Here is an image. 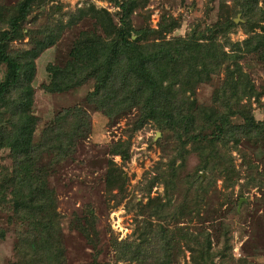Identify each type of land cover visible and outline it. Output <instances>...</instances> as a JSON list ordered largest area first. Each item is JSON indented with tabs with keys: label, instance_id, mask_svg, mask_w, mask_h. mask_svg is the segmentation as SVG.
<instances>
[{
	"label": "trees",
	"instance_id": "obj_1",
	"mask_svg": "<svg viewBox=\"0 0 264 264\" xmlns=\"http://www.w3.org/2000/svg\"><path fill=\"white\" fill-rule=\"evenodd\" d=\"M46 1L18 0L12 6L0 5V67L5 66L0 79V152L7 151L10 161V164H0V206L11 213V220L16 218L25 223L27 229L18 234L15 259L10 264L64 263L55 194L44 178L45 168L40 163L44 154L55 160L63 159L72 149L74 140L90 128L85 109L68 108L47 124L39 141L33 140L36 118L30 111L34 58L52 45L63 26L50 16L46 23L24 34L22 24L30 12L44 6ZM112 1L119 8L115 14L117 20L109 11L96 8L94 4L67 12L66 26L83 16H90L96 19L101 31H80L70 50V59L63 66L47 65L50 82L43 87L50 92L62 93L93 79L87 102L102 114L110 117L122 107L138 103V125L154 120L159 129L172 131L181 146L191 145L200 158L201 169L216 171L222 176L237 174L232 156L222 150L232 146L233 150L240 151L238 144L242 139L259 141V135L264 131V118L257 120L250 104L242 103L251 98L258 101L260 93L238 63L242 48L264 60V26L261 31H254L261 20L250 19L252 14L264 18L263 10L257 6L258 0H238L243 26L248 33L240 43L232 42L227 36L236 26L227 12L219 13L212 26L193 27L185 38L164 40L159 31L157 35L162 39L149 40L153 28L136 29L131 23V15L137 7L145 6L146 0ZM173 25L170 23L168 29ZM36 33L42 38L35 36ZM24 36H29L31 47L8 50V41ZM225 46L230 51H226ZM219 71H224V78L213 92L212 104L199 103L195 86L208 82L211 75ZM112 149L123 160L129 158L128 141L112 144ZM175 160L171 158L163 163V168L152 176V184L162 180L167 191V184L177 179ZM248 163L245 169L249 171L253 166ZM106 179L108 189L122 190L124 177L121 172L110 171ZM193 180H190V186L193 182L198 188L202 186L200 175ZM248 183L264 185L255 175ZM196 196L189 198L193 200ZM168 203L149 196L145 203L138 202L137 213L167 220L163 211ZM84 221L77 220L76 228L91 241V235H95L91 210ZM146 222L152 226V222ZM164 228L161 227L160 232L163 238H157L161 244L159 252L153 248L148 250L147 246L152 244L149 240H142V243L123 240L114 245L117 259L125 264H171L170 231ZM151 230L155 237L157 233ZM4 234L5 230L0 228V240ZM198 239L199 236H195L192 243L197 241L202 248H191L192 264H213L209 241ZM187 241L189 244V237Z\"/></svg>",
	"mask_w": 264,
	"mask_h": 264
},
{
	"label": "rangeland",
	"instance_id": "obj_2",
	"mask_svg": "<svg viewBox=\"0 0 264 264\" xmlns=\"http://www.w3.org/2000/svg\"><path fill=\"white\" fill-rule=\"evenodd\" d=\"M17 1L0 0V5L12 6ZM238 2L146 0L145 6L137 7L131 15V23L136 29L153 28L154 31L148 35L149 40L162 39L157 35L159 31L164 40H175L187 37L193 27L203 29L214 25L219 13L227 12L236 20V26L227 36L232 42L240 43L248 33L243 26L244 18ZM88 4L104 8L117 20L115 14L119 8L112 0H47L44 6L30 12L22 24L24 34L46 23L50 16L63 26L52 45L34 58L30 111L36 118L34 142L39 141L42 130L64 109L81 107L87 111L90 120V128L74 140L72 149L63 159L55 160L44 154L40 163L46 170L44 178L55 194L61 225L59 237L64 248L63 264H91L93 261L97 264H125V261L117 259L114 249V245L123 240L134 243L149 240L152 244L149 243L148 250L153 248L159 252L161 244L157 238H163L160 233L163 226L170 231L171 264H192L191 248H202L197 241L192 243L195 236H199L198 240L209 241L213 264H264V185L248 183L252 175L264 182V131H261L259 141L242 139L238 144L240 151L233 150L232 146L222 150L232 156L237 171V174L222 176L216 171L201 169L200 158L191 145L181 146L173 132L159 129L156 121L148 120L138 125V103L122 107L110 117L102 114L87 102L93 79L62 93L50 92L43 87L50 82L47 65L63 66L70 59V50L80 31H101L96 19L90 16H83L66 26L67 12H76ZM257 6L264 12V0H258ZM250 19L261 20L254 29L261 31L264 18L252 14ZM170 23L174 25L168 29ZM35 36L39 37L37 33ZM28 40L29 36L10 40L7 48H29L31 43ZM219 40H223L220 35ZM224 49L230 51L226 46ZM241 51L243 54L238 57V63L260 93L258 101L251 98L242 103L250 104L254 117L261 120L264 118V60L254 52L244 51V48ZM4 72L5 66L2 65L0 79ZM223 78L224 71H219L212 74L208 82L197 84L195 96L198 102L211 105L213 92L221 86ZM156 133H159L157 137ZM124 140L129 145V158L126 160L114 154L112 149V144L120 145L126 142ZM171 158H176L177 179L167 184L166 191L162 180L152 184L151 178ZM2 163L10 164L7 151L0 152ZM246 163L253 166L252 170L245 169ZM110 171L123 174L122 190L117 187L108 189L106 178ZM198 175L202 186L198 188L194 182L190 186V180ZM195 195L193 200L189 198ZM149 196L169 202L163 211L167 220L144 213L138 215V202L145 203ZM89 210L95 227L91 241L76 228L77 220L85 223ZM10 214L0 206V228L5 230L0 240V264H10L15 259L18 234L27 230L25 223L16 218L11 220ZM146 220L152 222V226ZM150 227L158 236L152 235Z\"/></svg>",
	"mask_w": 264,
	"mask_h": 264
},
{
	"label": "water",
	"instance_id": "obj_3",
	"mask_svg": "<svg viewBox=\"0 0 264 264\" xmlns=\"http://www.w3.org/2000/svg\"><path fill=\"white\" fill-rule=\"evenodd\" d=\"M236 21V20H235ZM159 135V133H156V137Z\"/></svg>",
	"mask_w": 264,
	"mask_h": 264
}]
</instances>
